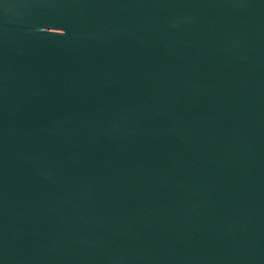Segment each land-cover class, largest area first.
Instances as JSON below:
<instances>
[{
    "label": "water",
    "instance_id": "obj_1",
    "mask_svg": "<svg viewBox=\"0 0 264 264\" xmlns=\"http://www.w3.org/2000/svg\"><path fill=\"white\" fill-rule=\"evenodd\" d=\"M0 264H264V0H0Z\"/></svg>",
    "mask_w": 264,
    "mask_h": 264
}]
</instances>
